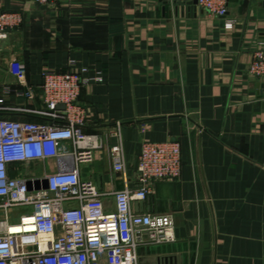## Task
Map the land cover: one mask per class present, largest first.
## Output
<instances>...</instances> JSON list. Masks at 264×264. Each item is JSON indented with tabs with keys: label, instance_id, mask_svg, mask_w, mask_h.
Here are the masks:
<instances>
[{
	"label": "crops",
	"instance_id": "1",
	"mask_svg": "<svg viewBox=\"0 0 264 264\" xmlns=\"http://www.w3.org/2000/svg\"><path fill=\"white\" fill-rule=\"evenodd\" d=\"M0 11L23 18L0 41V96L16 85L8 65L14 58L37 92L34 99L11 95L9 105L43 108V71L65 72L72 60L102 74L79 102L84 131L103 146L78 166L108 210L116 191L140 188L145 141L180 143V178L155 180L146 199L132 202L134 213L171 214L176 240L140 244L139 264H264V78L249 72L264 40V1L230 0L233 29L197 4L161 0H0ZM119 142L124 172L114 171L110 155ZM60 163L67 170L75 164L72 157ZM47 169L56 171L57 161H37L22 173Z\"/></svg>",
	"mask_w": 264,
	"mask_h": 264
},
{
	"label": "built area",
	"instance_id": "2",
	"mask_svg": "<svg viewBox=\"0 0 264 264\" xmlns=\"http://www.w3.org/2000/svg\"><path fill=\"white\" fill-rule=\"evenodd\" d=\"M58 1L36 0L40 5ZM170 1H196L210 14L226 17L227 29L237 23L227 18L230 0ZM22 19L20 13L0 11V41L9 38ZM260 45L249 72L264 78V40ZM8 65L16 85L5 86L0 96V264H139L140 244L175 241L171 214L134 213L132 202L146 199L155 180L180 178V143L145 141L137 158L140 188L116 191L115 209L108 210L97 183L82 179L78 166L93 161L95 150L103 146L99 135L84 131L87 112L79 102L82 89L102 82V74L92 75L89 67H78L74 60L65 72L45 70L40 86L44 107L27 108L8 104L11 95H37L27 81L26 66L17 58ZM13 112L40 119H16ZM110 155L114 171L124 172L121 142L110 147ZM70 157L75 164L67 170L60 162ZM51 159L57 161L54 172L22 173L32 163ZM16 207L26 209L13 217Z\"/></svg>",
	"mask_w": 264,
	"mask_h": 264
},
{
	"label": "rangeland",
	"instance_id": "3",
	"mask_svg": "<svg viewBox=\"0 0 264 264\" xmlns=\"http://www.w3.org/2000/svg\"><path fill=\"white\" fill-rule=\"evenodd\" d=\"M26 208L25 207H16L13 208L12 210V216L15 217L16 215H18L21 211H24Z\"/></svg>",
	"mask_w": 264,
	"mask_h": 264
},
{
	"label": "water",
	"instance_id": "4",
	"mask_svg": "<svg viewBox=\"0 0 264 264\" xmlns=\"http://www.w3.org/2000/svg\"><path fill=\"white\" fill-rule=\"evenodd\" d=\"M161 1H164L165 4H167V3L170 2V0H161ZM192 3L197 4L196 1H194V2H190L189 4H192ZM61 108H64V106H61ZM0 199H1V198H0Z\"/></svg>",
	"mask_w": 264,
	"mask_h": 264
}]
</instances>
